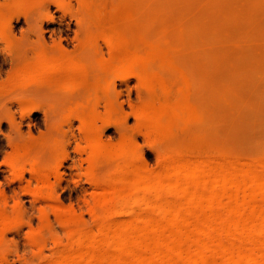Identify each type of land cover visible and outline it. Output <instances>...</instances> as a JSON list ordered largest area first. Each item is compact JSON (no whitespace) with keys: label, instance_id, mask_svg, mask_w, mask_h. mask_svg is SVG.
Masks as SVG:
<instances>
[{"label":"rangeland","instance_id":"374dc122","mask_svg":"<svg viewBox=\"0 0 264 264\" xmlns=\"http://www.w3.org/2000/svg\"><path fill=\"white\" fill-rule=\"evenodd\" d=\"M111 30L135 52L170 51L174 94L184 73L209 119L150 140L134 116L149 92L137 68L113 60ZM75 63L87 74L66 73ZM97 121L109 151L93 158ZM126 139L150 172L175 148L264 158V0H0V264H62L71 220L97 233L91 212L107 210L119 164L104 152Z\"/></svg>","mask_w":264,"mask_h":264},{"label":"bare ground","instance_id":"6f19581e","mask_svg":"<svg viewBox=\"0 0 264 264\" xmlns=\"http://www.w3.org/2000/svg\"><path fill=\"white\" fill-rule=\"evenodd\" d=\"M109 35L113 60L137 68L149 92L134 116L150 140L177 139L191 123L209 119L191 101L192 85L184 73L174 94L171 74L179 70L170 51L155 46L135 52L118 33ZM88 67L75 63L65 71L87 74ZM98 127L97 121L88 130L93 158L107 150L98 143ZM130 143L104 152L119 160L100 204L107 210L91 212L97 233L71 220V247L62 264H206V254L215 256L216 264H264V158L237 160L175 148L162 152L160 169L150 172ZM129 174L135 176L132 187L127 186ZM141 203L152 210L137 211Z\"/></svg>","mask_w":264,"mask_h":264}]
</instances>
